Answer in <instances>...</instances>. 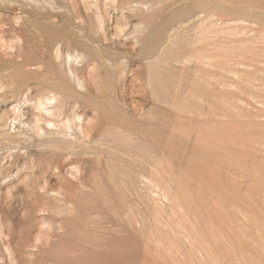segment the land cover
<instances>
[{
    "label": "rangeland",
    "instance_id": "rangeland-1",
    "mask_svg": "<svg viewBox=\"0 0 264 264\" xmlns=\"http://www.w3.org/2000/svg\"><path fill=\"white\" fill-rule=\"evenodd\" d=\"M0 264H264V0H0Z\"/></svg>",
    "mask_w": 264,
    "mask_h": 264
}]
</instances>
